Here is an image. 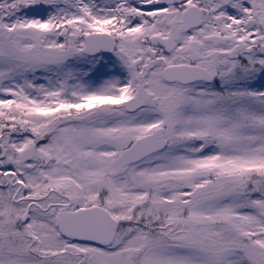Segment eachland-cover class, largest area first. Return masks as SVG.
<instances>
[{
  "label": "snow or ice",
  "instance_id": "snow-or-ice-1",
  "mask_svg": "<svg viewBox=\"0 0 264 264\" xmlns=\"http://www.w3.org/2000/svg\"><path fill=\"white\" fill-rule=\"evenodd\" d=\"M0 264H264V0H0Z\"/></svg>",
  "mask_w": 264,
  "mask_h": 264
}]
</instances>
